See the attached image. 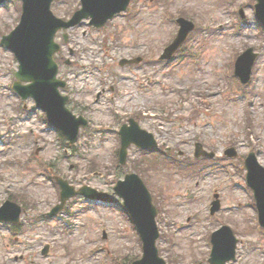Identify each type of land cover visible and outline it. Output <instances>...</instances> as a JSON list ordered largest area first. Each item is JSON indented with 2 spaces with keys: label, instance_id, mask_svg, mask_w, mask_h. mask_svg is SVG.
Returning a JSON list of instances; mask_svg holds the SVG:
<instances>
[{
  "label": "rangeland",
  "instance_id": "374dc122",
  "mask_svg": "<svg viewBox=\"0 0 264 264\" xmlns=\"http://www.w3.org/2000/svg\"><path fill=\"white\" fill-rule=\"evenodd\" d=\"M255 2L138 0L131 18L119 15L103 29L81 24L69 29L66 43L59 34L64 59L71 61L61 67V77L68 80L65 92L72 94L76 110L92 121V127L82 131L72 147L64 145L41 113L19 109L22 102L11 89L18 61L0 43L4 133L0 141V205L9 195L15 199L25 196L30 212L22 219L28 227L17 235L9 234L0 224V264H106L107 260L108 264H119L114 258L140 252L129 220L117 209L85 210L84 203L75 199L71 211L63 212L65 220L73 224L72 230L63 221L46 219V212L59 202V194L42 165L45 162L54 175H62L77 186L87 183L110 190L116 180L111 170L118 164L114 123L132 113H140L141 126L174 155L193 157L197 141L217 154L216 161L202 172L188 173L159 162L163 159L157 156L155 160L151 156L143 159L145 154L138 147L131 148L130 160H142L149 184L160 197L161 230L173 239L163 237L162 254L174 264H209L208 232L229 221L240 231L242 240L233 264H264V234L257 231L253 191L247 185L243 161L254 150L264 165V27L256 17ZM79 4L80 0H55L52 9L67 19ZM181 12L195 22L196 29L182 54L170 61L161 60L164 47L178 29L167 14L176 18ZM20 15V0H9L0 7V40L17 25ZM241 18L240 28L237 22ZM249 47L259 56L248 87L250 97L246 98L230 70L235 56ZM136 55L145 56L141 66L120 65L121 58ZM129 73L135 80L125 78ZM27 104L29 108L33 102ZM230 146L237 147V157L224 154ZM99 172H104L103 176ZM215 191L222 208L211 217ZM104 227L106 240L102 238ZM94 244L99 249L94 255L97 260L88 250ZM46 245L50 246L48 255L42 252ZM85 251L87 259L83 258Z\"/></svg>",
  "mask_w": 264,
  "mask_h": 264
},
{
  "label": "water",
  "instance_id": "95a60500",
  "mask_svg": "<svg viewBox=\"0 0 264 264\" xmlns=\"http://www.w3.org/2000/svg\"><path fill=\"white\" fill-rule=\"evenodd\" d=\"M25 1V8L27 9V7L29 9H32L33 6H35L36 9V16L38 18V23H37V28L32 29L33 28V24L35 22V17L31 14H29L28 12L25 13V32L22 33L23 37H26L24 40L26 42H30L34 45H36L37 47H39L41 50H43L45 48V44L47 42H42V37H38V36H49L51 34L54 33V31L58 28V26H54L53 29H47L44 23L46 21V17L48 14H50L49 8H50V3L52 0H24ZM129 2V0H83L84 3V8L82 10V16H88L91 15L94 18V21L97 23H101L104 22L105 19L107 17H112L114 15V13L121 11L122 9L125 8V6L127 5V3ZM257 7L259 8V16L260 18L264 21V0H259V3L257 5ZM24 24H21V26ZM20 26V27H21ZM19 27V28H20ZM31 29V30H30ZM33 36H37L34 39ZM16 42V41H15ZM181 39H177L173 45H171L169 47V49L167 50V54H165V56H170L171 55V51L173 49H175L177 47L178 44H180ZM249 52H251V50H249ZM254 56H256L254 54ZM243 64V63H242ZM251 69V63L250 62H246L245 66L242 67L239 71H250ZM54 73L55 70L52 69V71H50V75L48 76V71L45 72V70H41L40 71V76H31L29 78L34 80V84L39 82V83H49L54 79ZM20 77H22L21 74H19ZM23 78V77H22ZM32 87V86H30ZM29 87V88H30ZM36 89H40L39 84L34 86ZM37 95V94H36ZM38 97L44 98L46 95L41 94V95H37ZM75 131H77V129H75ZM124 142H126V140L124 139ZM127 142L129 143V139H127ZM124 144L123 147V154L125 153V147L127 146L128 143ZM64 186V191H63V198L64 201L65 199L70 196L72 193H70L69 187H67L66 184H63ZM261 204V203H260ZM261 207L264 210V204L263 206L261 205ZM15 209V216H13V218H18L19 215V206L12 204V203H7V205L5 207L0 208V216L1 217H9L8 213V209ZM60 206L56 208L55 211L59 210ZM151 244H153V239L151 240ZM152 246V245H151Z\"/></svg>",
  "mask_w": 264,
  "mask_h": 264
}]
</instances>
